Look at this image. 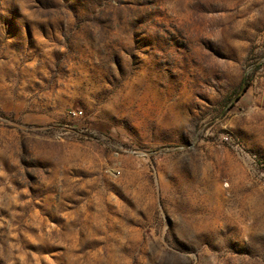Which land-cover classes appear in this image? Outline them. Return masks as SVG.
Masks as SVG:
<instances>
[{"label":"rangeland","instance_id":"rangeland-1","mask_svg":"<svg viewBox=\"0 0 264 264\" xmlns=\"http://www.w3.org/2000/svg\"><path fill=\"white\" fill-rule=\"evenodd\" d=\"M0 264H264V0H0Z\"/></svg>","mask_w":264,"mask_h":264},{"label":"trees","instance_id":"trees-1","mask_svg":"<svg viewBox=\"0 0 264 264\" xmlns=\"http://www.w3.org/2000/svg\"><path fill=\"white\" fill-rule=\"evenodd\" d=\"M242 90V88H240Z\"/></svg>","mask_w":264,"mask_h":264}]
</instances>
